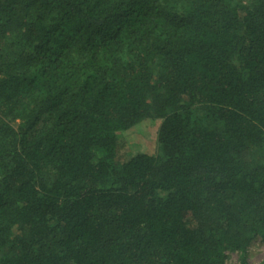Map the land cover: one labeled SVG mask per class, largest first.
I'll return each instance as SVG.
<instances>
[{
    "label": "trees",
    "instance_id": "trees-1",
    "mask_svg": "<svg viewBox=\"0 0 264 264\" xmlns=\"http://www.w3.org/2000/svg\"><path fill=\"white\" fill-rule=\"evenodd\" d=\"M258 237L264 0H0V264H251Z\"/></svg>",
    "mask_w": 264,
    "mask_h": 264
},
{
    "label": "rangeland",
    "instance_id": "rangeland-1",
    "mask_svg": "<svg viewBox=\"0 0 264 264\" xmlns=\"http://www.w3.org/2000/svg\"><path fill=\"white\" fill-rule=\"evenodd\" d=\"M159 120L147 119L142 123L128 130L124 136L125 140L133 152H146L154 154L156 152V131ZM248 261L251 264H264V240L255 238L250 243L248 250ZM238 254L229 253L226 264H237Z\"/></svg>",
    "mask_w": 264,
    "mask_h": 264
}]
</instances>
